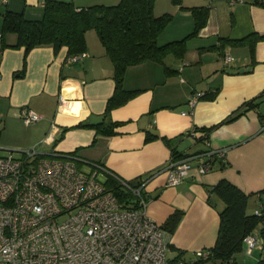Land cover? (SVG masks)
<instances>
[{
	"label": "crops",
	"instance_id": "1",
	"mask_svg": "<svg viewBox=\"0 0 264 264\" xmlns=\"http://www.w3.org/2000/svg\"><path fill=\"white\" fill-rule=\"evenodd\" d=\"M97 1L105 0H73L77 8ZM181 5L208 8L205 24L186 39L184 57L169 54L163 63L145 60L129 65L123 85L140 91L106 117L102 114L115 87L113 63L91 33L86 34V55L74 62L66 60V46L56 53L51 45L33 47L22 75L18 72L24 47H2L0 39V150L21 151L36 145L45 153L74 151L127 180L150 174L142 187L146 214L163 225L175 210L182 211L176 228L168 232V250L180 261L197 250H209L216 241L219 212L225 204L218 195L209 194L211 185L226 178L255 195L252 212L259 208V191L264 190V96L208 135L200 129L221 122L264 91V37L254 43L237 40L253 32L264 36V5L254 0H181V4L155 0V14H172L158 36L159 43L180 39L193 30L191 11ZM5 8L38 19L43 0H0V11ZM5 40L14 43L16 35L9 33ZM227 54L231 58L225 61ZM217 87L216 97L207 98ZM23 107L33 109L39 119L25 123L20 115ZM102 119L116 122L112 134L77 125ZM148 132L157 136L147 140ZM215 147H226V151L213 159L207 172L200 173L194 163L182 181L169 184L167 171H155L172 158ZM253 232L259 236L258 230ZM258 238L252 252L242 248L244 264L264 258ZM235 263L236 258L231 264Z\"/></svg>",
	"mask_w": 264,
	"mask_h": 264
},
{
	"label": "built area",
	"instance_id": "2",
	"mask_svg": "<svg viewBox=\"0 0 264 264\" xmlns=\"http://www.w3.org/2000/svg\"><path fill=\"white\" fill-rule=\"evenodd\" d=\"M85 55L72 54L66 60ZM230 58L227 54L225 61ZM20 115L27 124L40 117L29 107ZM225 151L226 147H215L172 158L155 171H167L168 183L176 184L194 163L200 173L207 172ZM21 152L20 157L12 151L0 155V264H167L168 232L146 214L147 197L141 192L150 174L133 187L103 164L75 152L45 153L36 145ZM79 162L89 169L83 170ZM103 173L128 188L138 207L119 202L105 179L98 178ZM256 213L261 214V208ZM258 242L256 234H247L246 253ZM196 257L205 260L209 251L197 250Z\"/></svg>",
	"mask_w": 264,
	"mask_h": 264
},
{
	"label": "trees",
	"instance_id": "3",
	"mask_svg": "<svg viewBox=\"0 0 264 264\" xmlns=\"http://www.w3.org/2000/svg\"><path fill=\"white\" fill-rule=\"evenodd\" d=\"M155 0H119L114 4H91L77 8L73 0H43V13L38 19H28L23 12L5 8L0 11V39L2 47H24L23 65L19 75L24 72L26 56L35 46L51 45L56 53L62 46L67 47L68 55L85 52L87 47L86 31L94 28L103 45L106 54L113 63V78L115 87L108 97L102 114L106 117L109 112L133 97L140 89H127L123 85L126 68L145 60L164 62V58L173 54L177 58H183L186 51V39L190 35L197 34L205 24L208 8L205 5L183 6V9L191 11L194 18V28L188 35L164 43L158 42V36L172 18V14L164 12L159 15L153 12ZM175 4H181V0H172ZM256 4L264 5V0H254ZM9 33L16 35L14 43H7L6 36ZM258 37L255 32L239 38L242 41L248 39L254 43ZM168 70V67L165 66ZM219 91L217 87L211 95L214 99ZM204 96V95H203ZM262 91L258 96L244 101L236 109L227 115L221 122L200 127L209 134L216 126L224 122H230L243 114L246 110L258 104ZM78 126L95 129L96 132L112 134L116 122L82 121ZM156 134L147 133L146 139L156 137ZM74 152V151H72ZM175 155V153H173ZM174 157V156H173ZM179 156H175L177 158ZM133 187H138L141 180H128ZM107 187L123 205L138 207L134 194L124 187L115 177L105 174ZM209 194L218 195L225 206L219 212V230L216 241L209 248V257L220 264H231L235 260V254L242 250L243 239L258 227L259 236L264 248V190L259 191V208L261 214L256 211L247 212V200L251 193L247 194L238 186L226 178H221L208 188ZM145 196V193L142 191ZM146 197V196H145ZM258 208V209H259ZM182 216L181 210H175L170 214L162 227L169 233L173 232ZM257 235V234H256ZM258 236V235H257ZM258 236V237H259ZM179 259V258H178ZM176 258V260L178 261ZM205 259V260H207ZM198 261L203 259L197 258ZM182 261V260H181ZM183 264L186 262L182 261ZM254 264H264V258L258 259Z\"/></svg>",
	"mask_w": 264,
	"mask_h": 264
},
{
	"label": "rangeland",
	"instance_id": "4",
	"mask_svg": "<svg viewBox=\"0 0 264 264\" xmlns=\"http://www.w3.org/2000/svg\"><path fill=\"white\" fill-rule=\"evenodd\" d=\"M118 1L119 0H105V1H97V2H93V3L94 4L95 3H99V4H114V3H117ZM87 33H91L94 36V38H96L97 40H99V37H98V35L96 33V30L94 28L88 29L86 31V34ZM7 153H9V150H7V149H1L0 150V155H6ZM12 153H13V155L15 157H20L22 155V152L19 151V150H14V151H12ZM80 166H81V168L83 170H88L89 169V165L86 164V163H82V164H80ZM98 178L101 179V180H104L105 179V176L102 175V174H99L98 175ZM254 198H255V195H251L250 198H249L250 204L248 205V208H247V212L248 213H251L254 210V205H255ZM59 219H62V217H60ZM258 227L255 228V229L258 230ZM166 256H167V264H179L178 262L180 261V258L177 261L175 258H173V253L170 252L168 249L166 251ZM244 256H245L244 250L243 251L241 250V251H239V252H237L235 254V258L238 261L237 264H244L243 261H242V258ZM185 259L182 258L181 260L185 261L186 264H220L218 261H216V260H214L212 258L211 259H207V260L198 261L197 260V257H196V254H194V255H187L185 257Z\"/></svg>",
	"mask_w": 264,
	"mask_h": 264
}]
</instances>
